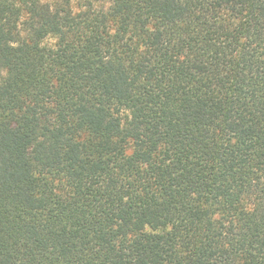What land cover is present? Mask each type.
<instances>
[{
	"label": "trees",
	"instance_id": "obj_1",
	"mask_svg": "<svg viewBox=\"0 0 264 264\" xmlns=\"http://www.w3.org/2000/svg\"><path fill=\"white\" fill-rule=\"evenodd\" d=\"M0 264H264V0H0Z\"/></svg>",
	"mask_w": 264,
	"mask_h": 264
}]
</instances>
